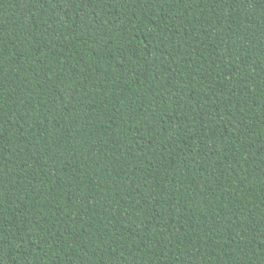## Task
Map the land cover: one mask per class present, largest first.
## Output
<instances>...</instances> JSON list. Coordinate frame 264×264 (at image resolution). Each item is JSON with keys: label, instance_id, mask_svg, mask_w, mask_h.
Wrapping results in <instances>:
<instances>
[{"label": "trees", "instance_id": "obj_1", "mask_svg": "<svg viewBox=\"0 0 264 264\" xmlns=\"http://www.w3.org/2000/svg\"><path fill=\"white\" fill-rule=\"evenodd\" d=\"M0 264H264V0H0Z\"/></svg>", "mask_w": 264, "mask_h": 264}]
</instances>
